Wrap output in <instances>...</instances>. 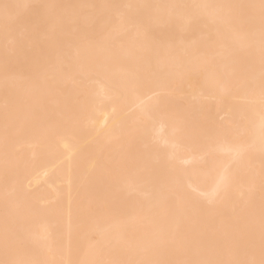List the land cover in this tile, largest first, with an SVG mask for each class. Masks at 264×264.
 <instances>
[{"label": "bare ground", "instance_id": "bare-ground-1", "mask_svg": "<svg viewBox=\"0 0 264 264\" xmlns=\"http://www.w3.org/2000/svg\"><path fill=\"white\" fill-rule=\"evenodd\" d=\"M0 3L29 6L0 19V260L144 259L147 241L215 244L258 209V24L249 47L248 10L203 6L259 0Z\"/></svg>", "mask_w": 264, "mask_h": 264}, {"label": "snow or ice", "instance_id": "snow-or-ice-1", "mask_svg": "<svg viewBox=\"0 0 264 264\" xmlns=\"http://www.w3.org/2000/svg\"><path fill=\"white\" fill-rule=\"evenodd\" d=\"M29 7L18 3H0V19H2L5 31L20 22L19 10ZM45 8H62L67 6L43 5ZM73 7H97V6H73ZM109 7V6H102ZM131 8L132 5L111 6ZM161 7V6H157ZM163 7L184 8V5H171ZM203 7L223 8L232 7L248 10V22L250 28L247 32L246 43L254 47L256 43V26L259 34V73L264 83V0L259 4H244L230 6L206 5ZM170 18H163L161 23H168ZM229 26L231 21L228 22ZM195 22L193 27H195ZM238 42L245 41L243 35H237ZM254 67V57L249 60V69ZM237 153L243 151V145L236 149ZM228 181L225 178L224 193ZM219 194V193H218ZM259 248L260 258H255V249ZM142 252L144 259H128L115 262V264H264V179L261 182L259 207L251 199L246 200L241 214L236 215L222 240L215 244H207L200 240H191L178 246H171L163 235L158 242L147 241ZM0 264H17L16 261L0 260Z\"/></svg>", "mask_w": 264, "mask_h": 264}]
</instances>
